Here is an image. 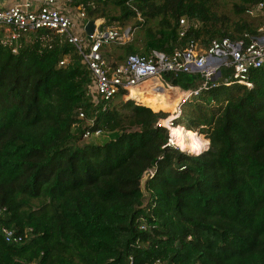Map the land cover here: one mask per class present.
Returning <instances> with one entry per match:
<instances>
[{
    "label": "trees",
    "instance_id": "trees-1",
    "mask_svg": "<svg viewBox=\"0 0 264 264\" xmlns=\"http://www.w3.org/2000/svg\"><path fill=\"white\" fill-rule=\"evenodd\" d=\"M213 1L71 0L68 9L130 29L104 53L116 61L264 29L242 16L264 0H239L234 19ZM15 46L0 42V219L23 241L0 234V264H264V63L251 88L220 79L193 97L185 124L209 141L194 155L169 145L164 102L123 99V89L93 100L90 71L63 37L38 30ZM162 80L190 90L200 77ZM85 129L101 135L85 141Z\"/></svg>",
    "mask_w": 264,
    "mask_h": 264
},
{
    "label": "built area",
    "instance_id": "built-area-1",
    "mask_svg": "<svg viewBox=\"0 0 264 264\" xmlns=\"http://www.w3.org/2000/svg\"><path fill=\"white\" fill-rule=\"evenodd\" d=\"M70 2L71 0H0V42L15 51L16 42L29 32L50 30L63 37L74 46L81 63L89 69L90 92L96 100H109L123 89L125 92L122 98L134 101L130 97L131 89L143 93L151 90L157 93L166 91L173 96L176 93L178 105L187 103L209 84L220 79L251 88V71L264 63L263 27L258 28L259 34L248 39L222 37L212 39L205 47L195 40H189L184 47H175L171 53L157 50L146 54L130 53L122 61H116L113 57L107 58L104 53L110 44L120 45L128 41L131 38L130 29L122 30L116 25H107L99 18L94 21L93 31L87 35L85 25L88 19H85L83 6H79L77 12H72L68 9ZM60 3H64V6ZM263 7L264 2L259 1L246 9V13L253 15ZM102 22L105 25L100 27ZM178 25L179 36H183L189 25L185 18H180ZM65 62L66 58H63L59 65ZM169 72L197 74L200 80L193 89L179 90L177 86L163 82L162 75ZM179 113H182V109H179ZM82 117L83 113H79V118ZM100 135L99 130L85 129L82 137L84 140H92ZM172 138L170 135L168 143L176 146ZM0 234L8 243L23 241V236L2 225L1 219Z\"/></svg>",
    "mask_w": 264,
    "mask_h": 264
},
{
    "label": "rangeland",
    "instance_id": "rangeland-1",
    "mask_svg": "<svg viewBox=\"0 0 264 264\" xmlns=\"http://www.w3.org/2000/svg\"><path fill=\"white\" fill-rule=\"evenodd\" d=\"M239 0H214L213 1V9L215 12L218 13V15L224 17L225 19H234L235 15H236V11H235V7L234 5L236 3H238ZM60 5L64 6V3H60ZM73 12H77V9L75 10H72ZM246 13V12H245ZM247 15V14H246ZM245 14H242V16L244 18H246L247 20L249 21H252L254 24H258V23H264V7L260 10V11H256L254 12L253 15H250L248 14L246 16ZM87 19V18H85ZM82 18V20H85ZM105 24L107 25H116L117 21H105L104 22ZM103 22L101 24L100 27H102L103 25H105ZM130 25V24H129ZM117 26V25H116ZM122 29V28H121ZM123 30V29H122ZM139 33H136L135 30H134V36H138ZM81 36L84 38L83 34H81ZM86 42V41H85ZM112 45V44H110ZM117 44H114V47H109V52L113 51L114 49L117 50V48H115ZM152 97L148 96V97H140L139 99L137 100H134L135 102H150V101H155V100H152L151 99ZM167 101L171 102L173 104L172 106V109H165L163 111H167L169 113V115L162 119L160 121V123H162L165 127H167V125H169V128L168 131L169 132V136L172 135L173 138V142L175 141V144L177 147H179L181 150L187 152L188 154H198L199 151L201 150H205L208 148V139L205 137V134L203 132H198V129H190L188 128V126L185 124V115H186V112H188V109L189 107L191 106V104L194 103V98H191L190 101H188L187 103H178L177 104V95L175 93V95H168L167 97ZM92 99L96 101L95 97L92 96ZM124 99V98H123ZM121 101V98L117 101H115L114 103L116 102H119ZM179 109H182L183 111V114H182V117L181 119L179 120L180 122V125L184 126L186 129H188V131L190 132V134H194L195 135H198L199 136V141H198V144L200 143V138L202 137L203 140L205 141V144H203V146H201L200 150L199 148H194L192 147L191 145V141L189 140V144L187 143V141L183 142L182 144L178 142L177 140V133L179 130H174L176 128L177 125L173 126L172 124L174 123V121H178V116L180 115L179 113ZM177 132V133H176ZM85 141H91V140H85ZM152 172L149 171V174L145 177L143 176L142 180H141V188L142 190L144 191V195L145 197H147V192L144 190V187H143V184H144V181L145 179L151 174Z\"/></svg>",
    "mask_w": 264,
    "mask_h": 264
},
{
    "label": "bare ground",
    "instance_id": "bare-ground-1",
    "mask_svg": "<svg viewBox=\"0 0 264 264\" xmlns=\"http://www.w3.org/2000/svg\"><path fill=\"white\" fill-rule=\"evenodd\" d=\"M148 96L152 97L151 98L152 100H155L158 102H164L168 109H172L173 104L171 102L167 101L168 94L166 91H165V93L152 92L151 90H147L146 93H143L141 91H137L134 89H131V91H130V97H133L134 99H139L140 97L145 98ZM175 125H177V126L174 130H179L178 133L176 132L177 133V140L179 143L182 144L183 142L187 141V143L189 144V140H190L192 147L197 148L202 143V141H203V143L205 142L203 140V138L201 137L200 143L198 144V141H199L198 135L194 136V134H190L188 129H186L184 126H182L180 124H175ZM174 143H175V141H174ZM199 149H201V148H199Z\"/></svg>",
    "mask_w": 264,
    "mask_h": 264
},
{
    "label": "water",
    "instance_id": "water-1",
    "mask_svg": "<svg viewBox=\"0 0 264 264\" xmlns=\"http://www.w3.org/2000/svg\"><path fill=\"white\" fill-rule=\"evenodd\" d=\"M94 27H95L94 21L92 19H88L87 22H86V25H85L86 34L89 35L93 31ZM217 74H219V72ZM174 124H177V121H174L173 125ZM208 143H209V141H208ZM148 174H149V171H146L144 173V176L146 177Z\"/></svg>",
    "mask_w": 264,
    "mask_h": 264
},
{
    "label": "crops",
    "instance_id": "crops-1",
    "mask_svg": "<svg viewBox=\"0 0 264 264\" xmlns=\"http://www.w3.org/2000/svg\"><path fill=\"white\" fill-rule=\"evenodd\" d=\"M135 100H137V99H135Z\"/></svg>",
    "mask_w": 264,
    "mask_h": 264
}]
</instances>
